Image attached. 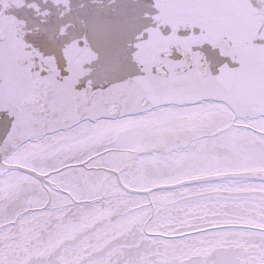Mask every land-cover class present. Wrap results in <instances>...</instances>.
Listing matches in <instances>:
<instances>
[{
  "label": "snow or ice",
  "instance_id": "obj_1",
  "mask_svg": "<svg viewBox=\"0 0 264 264\" xmlns=\"http://www.w3.org/2000/svg\"><path fill=\"white\" fill-rule=\"evenodd\" d=\"M0 264H264V0H0Z\"/></svg>",
  "mask_w": 264,
  "mask_h": 264
},
{
  "label": "water",
  "instance_id": "obj_2",
  "mask_svg": "<svg viewBox=\"0 0 264 264\" xmlns=\"http://www.w3.org/2000/svg\"><path fill=\"white\" fill-rule=\"evenodd\" d=\"M104 2L107 4V3H108V0H104ZM9 11H11V12H13V13L18 12V10L15 9V8L10 9Z\"/></svg>",
  "mask_w": 264,
  "mask_h": 264
}]
</instances>
